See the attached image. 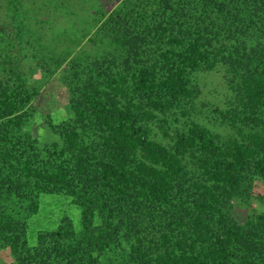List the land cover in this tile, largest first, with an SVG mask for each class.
Instances as JSON below:
<instances>
[{"label": "trees", "instance_id": "trees-1", "mask_svg": "<svg viewBox=\"0 0 264 264\" xmlns=\"http://www.w3.org/2000/svg\"><path fill=\"white\" fill-rule=\"evenodd\" d=\"M101 17L124 58L73 92L92 137L64 122L61 142L40 147L28 130L37 88L12 70L14 87L0 82V241L33 264H264V211L243 224L230 214L264 184V0H126ZM220 63L239 88L213 114L237 137L189 120L170 147L155 142L158 114L189 117L191 75ZM45 196L70 199L79 227L61 219L30 252L27 221Z\"/></svg>", "mask_w": 264, "mask_h": 264}, {"label": "rangeland", "instance_id": "rangeland-1", "mask_svg": "<svg viewBox=\"0 0 264 264\" xmlns=\"http://www.w3.org/2000/svg\"><path fill=\"white\" fill-rule=\"evenodd\" d=\"M62 1V0H61ZM48 0H0V82L13 88L14 72H20L38 90L33 101L34 115L28 130L40 147L61 142L58 127L69 122L80 133L92 137V127L77 121L71 100L79 84H94L99 64L116 73L124 54L110 43L104 28V17L126 0H72L62 4ZM138 3L140 0H130ZM50 8L49 17L37 14V7ZM96 65V66H95ZM95 66V67H94ZM119 70V69H118ZM198 90L195 110L189 117L158 114L150 124L151 138L170 147L171 137L185 129L189 120L209 129L221 141L236 138V132L223 125L214 109L235 107L238 77L225 64L208 71L205 68L191 75ZM54 127V128H53ZM164 131L166 133H164ZM264 211V184L254 181L249 192L231 203L230 214L240 224L253 214ZM79 210L63 196L41 198L38 213L27 221L26 248L37 246V235L55 228L68 218L79 227ZM25 250L14 256L7 243L0 241V264H33L24 260Z\"/></svg>", "mask_w": 264, "mask_h": 264}]
</instances>
